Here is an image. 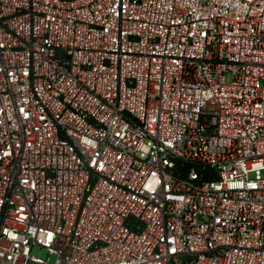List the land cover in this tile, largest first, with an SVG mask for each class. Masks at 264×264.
<instances>
[{
  "label": "built area",
  "instance_id": "obj_1",
  "mask_svg": "<svg viewBox=\"0 0 264 264\" xmlns=\"http://www.w3.org/2000/svg\"><path fill=\"white\" fill-rule=\"evenodd\" d=\"M37 246L264 264V0H0V264Z\"/></svg>",
  "mask_w": 264,
  "mask_h": 264
},
{
  "label": "rangeland",
  "instance_id": "obj_2",
  "mask_svg": "<svg viewBox=\"0 0 264 264\" xmlns=\"http://www.w3.org/2000/svg\"><path fill=\"white\" fill-rule=\"evenodd\" d=\"M227 80L230 81L231 77L228 76ZM33 254L40 256L44 260L48 261L49 264H56L57 256L55 254L49 253V251L45 248H41V247L37 246L34 248Z\"/></svg>",
  "mask_w": 264,
  "mask_h": 264
}]
</instances>
